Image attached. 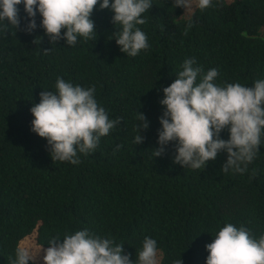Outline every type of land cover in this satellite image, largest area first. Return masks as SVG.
I'll list each match as a JSON object with an SVG mask.
<instances>
[{
    "label": "trees",
    "instance_id": "obj_1",
    "mask_svg": "<svg viewBox=\"0 0 264 264\" xmlns=\"http://www.w3.org/2000/svg\"><path fill=\"white\" fill-rule=\"evenodd\" d=\"M0 0V264H264V0Z\"/></svg>",
    "mask_w": 264,
    "mask_h": 264
},
{
    "label": "rangeland",
    "instance_id": "obj_2",
    "mask_svg": "<svg viewBox=\"0 0 264 264\" xmlns=\"http://www.w3.org/2000/svg\"><path fill=\"white\" fill-rule=\"evenodd\" d=\"M203 0H183L184 10L181 18H188L195 8ZM231 1V0H226ZM264 30V29H263ZM19 246L24 254L37 264H53L56 259V249L53 247H44L37 243L36 232L34 231L30 235L23 238ZM161 251L156 250L150 256H148L142 264H160Z\"/></svg>",
    "mask_w": 264,
    "mask_h": 264
}]
</instances>
